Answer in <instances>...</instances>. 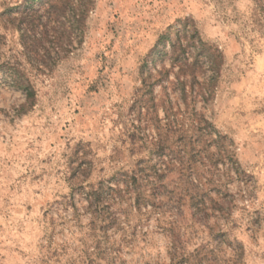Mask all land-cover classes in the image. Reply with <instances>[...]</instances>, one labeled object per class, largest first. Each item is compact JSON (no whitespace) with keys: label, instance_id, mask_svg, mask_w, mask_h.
<instances>
[{"label":"rangeland","instance_id":"rangeland-1","mask_svg":"<svg viewBox=\"0 0 264 264\" xmlns=\"http://www.w3.org/2000/svg\"><path fill=\"white\" fill-rule=\"evenodd\" d=\"M64 1L49 18L48 0H0V264H264L257 0ZM28 3L37 37L49 34L37 55L15 29ZM185 33L219 58L182 78L195 102L183 103L174 68L156 108L140 110L143 81L171 68L170 42L167 56L149 55L162 35ZM13 72L36 91L33 107Z\"/></svg>","mask_w":264,"mask_h":264},{"label":"trees","instance_id":"trees-1","mask_svg":"<svg viewBox=\"0 0 264 264\" xmlns=\"http://www.w3.org/2000/svg\"><path fill=\"white\" fill-rule=\"evenodd\" d=\"M62 0H48L49 7L47 8V13L49 15V18L55 17L58 18L65 9L61 8L60 5H58V2H61ZM80 4H85V2H88V0H79ZM259 9L261 11L260 14L261 17L264 19V0H257ZM64 5L73 4V0H65ZM85 6V5H83ZM31 5L29 3L25 5L23 8L18 7V11L21 10V18L16 19L19 21V24L15 27L21 34V37L23 41L25 42L24 45L26 46L27 52L35 53L37 55V49L41 47V44L43 41H48L49 34L47 32L43 33L40 37H37V29L38 24L37 22H40V16L38 14V11H35L33 9H29ZM78 8L77 11L74 12V20L77 23H83L86 19L88 9L86 7ZM10 14V13H9ZM11 15L9 17L11 18ZM187 26L185 25V32H187ZM197 33V32H196ZM196 33L192 34L190 38L187 37L186 33L184 36H178L176 41L172 40L170 38V35H162L159 38L158 44L153 49L151 54L149 55L150 58H154L155 55H161L163 57L167 56V51H165L167 42H170L171 44V52L169 53L170 59H171V68L170 69H163V71L158 72V78L154 81V83L150 82L148 80L149 78L145 79L143 81L142 90L144 91L141 97H139L136 101V104L141 109H155V98H154V88L156 85L160 84L163 85L165 80L169 81V74L171 71L174 70V68H178V71L176 73L177 81L175 83V86L180 88L181 90V99L183 100V103L185 105H189L191 101L195 102L197 95H193L194 90L191 89V91L186 90L187 82L182 80V78L186 77H192V79H196L197 72L202 71V62L201 59L204 57L207 59V61L210 63V67L214 69L215 62L219 59L217 52L211 53V47L208 46L207 43H205L201 37H198ZM187 42V45H184V40ZM191 46H194L197 49V55L194 57L193 62H189V58L186 56L187 49ZM12 79V84L15 88L23 91V93L26 96L27 104L29 107H33L35 105L36 101V91L31 87L29 84V81H25V78L22 77L18 72H13L9 74ZM172 84V82H170ZM174 84V83H173ZM202 90V88H201ZM169 125V124H168ZM170 150V146L168 145V138L166 139V142L164 140L159 139L158 142L154 146L155 154L161 159L164 158V155L166 152ZM197 162V156L196 154L190 153L188 155L186 163L183 164V167L188 164V168H183L185 172H189V170L196 167ZM182 166V165H181ZM140 178L138 174H134L130 177V181L132 182L133 186L137 187L138 182ZM191 189H199L196 185L191 184ZM139 196H142L141 193L138 194ZM98 198L100 197L97 195Z\"/></svg>","mask_w":264,"mask_h":264}]
</instances>
